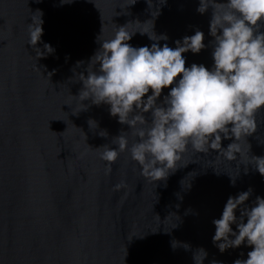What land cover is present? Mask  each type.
<instances>
[{"label": "water", "instance_id": "water-1", "mask_svg": "<svg viewBox=\"0 0 264 264\" xmlns=\"http://www.w3.org/2000/svg\"><path fill=\"white\" fill-rule=\"evenodd\" d=\"M131 3L0 0V264H194L201 247L207 251L204 264L247 258L246 245L219 251L212 221L230 195L251 187L247 203L264 196V176L247 165L250 155H264V111L256 132L241 139L237 160L189 149L166 180L143 177L126 151L108 173L95 149L128 131L107 105L84 100L89 107L80 110L75 97L82 88L78 74L86 75L101 33V39L109 38L125 24L129 31L151 33L154 19L156 34L169 37L161 46L175 47L177 39L200 29L209 46L185 53L186 66L213 63L211 8L198 13L199 0ZM37 9L44 20L37 46L43 50L50 43L55 49L44 57L27 44V24ZM129 43L153 41L137 32ZM90 119L98 127H90ZM102 130L108 135L100 136ZM222 143L226 147L231 140ZM122 180L126 186L115 190Z\"/></svg>", "mask_w": 264, "mask_h": 264}, {"label": "clouds", "instance_id": "clouds-1", "mask_svg": "<svg viewBox=\"0 0 264 264\" xmlns=\"http://www.w3.org/2000/svg\"><path fill=\"white\" fill-rule=\"evenodd\" d=\"M73 2L60 0L61 5ZM135 3L132 0L131 4ZM159 3L163 5L166 0ZM209 8L211 67L203 63L186 66L185 53L197 54L209 46L200 29L177 39L175 47L168 43L161 46L159 42L169 37L156 34L154 19H150L151 33L146 29L129 31L125 24L109 38L101 39L102 33L97 37L100 47L90 58L86 75L78 74L82 88L75 97L82 105L80 110L89 107L82 103L84 100L104 104L111 116L128 126V131L122 129L111 144L95 148L100 159L107 162L108 173L111 164L126 151L143 177L154 182L166 180L189 149L197 154L216 151L226 159L237 160L241 139L247 140L256 132L257 116L264 111V0H199L198 13L204 14ZM159 14L158 8L155 17ZM42 17V10L37 9L27 24V44L34 48L36 57L55 51L50 43H44L43 50L37 46L44 33ZM137 32L147 34L153 43L133 46L129 41ZM165 89L167 94L162 96ZM89 125L96 128L98 122L90 119ZM99 135L108 133L102 130ZM225 139L231 140L226 147L222 143ZM250 148L248 143L249 153ZM249 164L264 176V155H250ZM231 182L235 183V177ZM125 186L122 180L114 189ZM252 191L249 187L230 195L221 216L212 221L213 243L221 253L241 245L251 248L246 259L237 258L233 264H264V196L257 195L247 203ZM198 251L203 255L198 260L194 254V264H204L207 251L203 247ZM211 264L223 262L213 260Z\"/></svg>", "mask_w": 264, "mask_h": 264}]
</instances>
